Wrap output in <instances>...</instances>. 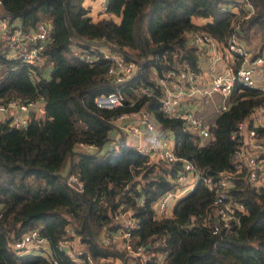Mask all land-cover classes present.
Masks as SVG:
<instances>
[{
	"label": "trees",
	"instance_id": "1",
	"mask_svg": "<svg viewBox=\"0 0 264 264\" xmlns=\"http://www.w3.org/2000/svg\"><path fill=\"white\" fill-rule=\"evenodd\" d=\"M83 1L0 0V17L17 19L24 30L41 21L50 25L41 60L34 65L19 63L0 38V100L43 99L40 114L33 113L24 129L0 118V264L46 262L45 251L19 253L11 247L32 229L46 239L59 264H130L125 251L100 239L103 232L112 237L119 230L112 220L122 209L131 210L138 222L132 231L136 244L163 253V264H264V152L258 186L247 179L245 166L237 172L233 160L238 125L252 127L264 93L236 83L227 109L210 118V138L201 141L183 129L180 119L163 116L157 83L180 68L201 73L202 51L186 38L190 31L208 33L222 49L235 35L252 48V57L264 54V0H106V16L98 19ZM192 17L208 20L196 24ZM98 47L132 61L135 75L113 83ZM84 54L97 59L89 65ZM141 87L150 95L136 96ZM115 91L125 97L123 106L96 107V96ZM139 109L169 134L177 158L213 179L230 173V195L246 210L238 223L230 222L231 229L212 232L214 193L202 183L174 204L170 217L155 218L156 201L183 163L149 161L123 144L111 148L114 121ZM256 131L264 136V129ZM79 143L96 150L80 149ZM73 238L82 247L73 253L76 260L66 252Z\"/></svg>",
	"mask_w": 264,
	"mask_h": 264
},
{
	"label": "built area",
	"instance_id": "2",
	"mask_svg": "<svg viewBox=\"0 0 264 264\" xmlns=\"http://www.w3.org/2000/svg\"><path fill=\"white\" fill-rule=\"evenodd\" d=\"M99 5L100 10L104 12L106 0H99ZM49 30L50 25L47 22H38L33 29L24 30L17 19L10 21L0 17V38L4 36L19 63L25 65H34L41 60L40 52L46 45ZM185 36L200 47L219 44L203 31H190ZM223 50L230 54L231 61L222 70L212 75L207 86L196 83L195 80H198L199 74L185 68H180L176 73H169L166 80L159 79L157 81L163 91L159 101L160 112L167 118L180 119L183 129L197 134L201 141H207L211 136L209 124L202 117L193 114L192 110L183 108L182 104L185 101L194 98L212 99L214 96H218L220 103L217 106V111L221 112L227 109V99L233 92L236 83L260 89L264 93V88H260L255 80L257 72L264 75V54L252 57V48L247 47L235 35L228 37ZM98 51L99 56L108 62L106 75L113 83L123 84L135 75L137 66L132 61L125 60L117 52L109 49L98 47ZM82 59L85 63L92 65L97 57L92 54H84ZM137 95L149 96L150 90L147 87H141L136 90ZM124 101L125 97L119 91L100 94L94 99L97 108L108 110L123 106ZM42 102L41 96L38 99L30 100L19 98H10L3 102L0 100V118L15 129H24L29 124V117L33 113L40 114ZM133 104L134 102L131 100L129 105ZM131 114L136 115L137 119L126 125L127 133L134 136L139 135L141 128L152 133L149 144L144 148L135 149L136 151L147 156L149 161L173 163L181 160L173 153V140L169 134L167 136L159 135L158 125L146 109H139ZM128 115L130 114L122 115L118 119ZM256 128L264 129V105L255 110L251 128H248L246 123L238 125L236 137L239 145L233 155L234 167L237 172L240 171L242 165L245 166L247 179L251 184L258 186L263 180L262 174H259L262 170L259 157L264 152V136L259 137ZM119 146L118 143H111L112 149L116 150ZM77 147L89 152L96 150V147L90 144L79 143ZM181 161L183 163L182 170L171 180L170 189L154 205L155 218L170 217L174 204L189 194L197 183H202L214 193L212 232L216 233L221 228L231 229L230 222L238 223L239 216L245 214L246 210L242 203L233 200L230 195L232 186L230 173H220L216 179H213L196 170L189 161L184 159ZM112 221L119 222L121 227L112 237L108 236L106 232L100 234L104 245L114 243L117 250L125 251L130 257V264H163V253L152 252L149 251V246L136 244L132 231L138 227V222L133 217L131 210L122 209L116 212ZM11 247L18 250L19 253H28L34 250L45 251L46 262L44 264H59L55 258L50 256L46 239L40 237L36 229L24 233L21 239ZM45 247L47 249H44ZM66 252L68 256L76 260L71 255L69 248Z\"/></svg>",
	"mask_w": 264,
	"mask_h": 264
},
{
	"label": "crops",
	"instance_id": "3",
	"mask_svg": "<svg viewBox=\"0 0 264 264\" xmlns=\"http://www.w3.org/2000/svg\"><path fill=\"white\" fill-rule=\"evenodd\" d=\"M83 5L89 9V14L93 19L106 16V14L100 10L101 8L99 5V0H84ZM115 19L118 20L117 17H115ZM207 20V18L203 17H192V21L196 24L204 23ZM218 45L219 44L200 47L202 51L199 57L201 73L198 76V80H195L196 83H201L202 85L206 86L209 85L212 75L222 70L224 66L231 61L230 54H228L227 51L221 49V46ZM10 54H13V52L11 51ZM255 80L260 88H264V75H262L260 72H257L255 74ZM216 97L218 99H216ZM216 97L215 99L212 98L209 101L211 104H214L213 107L210 106L204 108L205 103L208 104V98H194L189 101H185L182 104V107L192 110L193 114L202 117L209 124V122H211L210 118L218 113L217 106L220 103V98L218 96ZM136 119V115L130 114L125 118L114 121L115 129L110 134L111 138H113L112 143H118L119 145L123 144L124 146L130 147L132 149H141L146 147L151 140V132L141 128L139 135L134 136L125 131L126 125L131 124ZM157 132L160 136L163 135L159 128L157 129ZM165 135L167 136L166 133ZM121 137L123 138V142L121 141ZM44 249L47 248L45 247Z\"/></svg>",
	"mask_w": 264,
	"mask_h": 264
},
{
	"label": "rangeland",
	"instance_id": "4",
	"mask_svg": "<svg viewBox=\"0 0 264 264\" xmlns=\"http://www.w3.org/2000/svg\"><path fill=\"white\" fill-rule=\"evenodd\" d=\"M215 97H216V96H214L213 98L215 99ZM216 99H218V98L216 97ZM209 101H210V99H208V101H207L209 105H208L207 103H205L204 108H205V107H210V106L213 107L214 104H211ZM217 101H218V100H217ZM215 103H216V102H215ZM206 110H208V109H206ZM81 248H82V247H81L80 244L78 243L77 239L73 238V239H72V242H70V253H71V255H72L74 258H76V255H77V254L74 255L73 253H74V252H79V251L81 250ZM110 261H111V260H108V262H110ZM114 263H115V264H121L120 260H118V261H117V260L112 261V264H114Z\"/></svg>",
	"mask_w": 264,
	"mask_h": 264
},
{
	"label": "water",
	"instance_id": "5",
	"mask_svg": "<svg viewBox=\"0 0 264 264\" xmlns=\"http://www.w3.org/2000/svg\"><path fill=\"white\" fill-rule=\"evenodd\" d=\"M48 79H49V78H48ZM29 115H30V112H29ZM5 122H7V121H5ZM71 184H72L73 186H76V185H77L76 181H74L73 179H71Z\"/></svg>",
	"mask_w": 264,
	"mask_h": 264
}]
</instances>
